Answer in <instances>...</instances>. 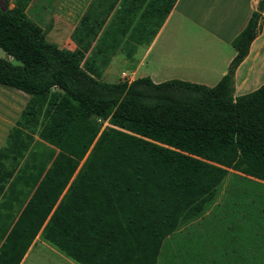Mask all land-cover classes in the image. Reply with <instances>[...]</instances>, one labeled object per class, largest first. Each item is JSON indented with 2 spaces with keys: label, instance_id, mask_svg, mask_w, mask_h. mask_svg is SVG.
Masks as SVG:
<instances>
[{
  "label": "trees",
  "instance_id": "1",
  "mask_svg": "<svg viewBox=\"0 0 264 264\" xmlns=\"http://www.w3.org/2000/svg\"><path fill=\"white\" fill-rule=\"evenodd\" d=\"M28 2L0 5V48L19 62L0 57V84L29 96L0 146V204L12 202L13 174L34 133L55 151L18 177L30 193L10 213L0 264H18L38 233L77 264H157L165 236L226 169L264 182V83L233 94L263 8L208 86L100 79L116 52L129 58L151 41L175 0H90L71 49L47 40L25 13Z\"/></svg>",
  "mask_w": 264,
  "mask_h": 264
},
{
  "label": "crops",
  "instance_id": "2",
  "mask_svg": "<svg viewBox=\"0 0 264 264\" xmlns=\"http://www.w3.org/2000/svg\"><path fill=\"white\" fill-rule=\"evenodd\" d=\"M89 1L66 0L67 13L74 4H81L75 17L66 16L65 20L70 28L69 37L72 28ZM258 1L175 0L151 41L146 45L137 46L129 58L125 55L120 57L116 52L103 69L101 77L103 75L110 76L113 77V81L132 80L136 78V75L120 78L118 77L120 76L119 70L124 68L136 74V71L143 65L145 58L153 53V67L141 76L147 75L154 82L178 78L213 86L227 72L228 65L235 55L231 41L245 26L251 12L258 8ZM13 3L14 0L12 5ZM28 5L29 2L26 7ZM262 16L264 17V10H262ZM68 19L72 21L70 22ZM263 36L264 29L251 42L248 54L235 69L234 95L249 92L264 83V60L259 58L258 54H252L253 45L260 38L261 43L258 45V49H264ZM188 43L195 46L194 52L197 58L179 54L182 45H188ZM73 47L74 43L70 39L68 48ZM7 104V101L0 99L1 119L4 118L2 111ZM238 224H241L237 227L240 229V234L236 237L233 235H226L225 237L196 235L192 241L194 244L193 252L179 251L176 253V257L169 259L164 255L162 256L160 252L157 264H264V233L259 237L262 229L258 228V233L253 229L251 230L248 221ZM255 235L258 237L254 238ZM256 241L261 245L260 247L255 248ZM180 243L179 240V246ZM43 256L59 258L58 264H77L57 248L41 239L39 235L33 238L18 264H40Z\"/></svg>",
  "mask_w": 264,
  "mask_h": 264
},
{
  "label": "rangeland",
  "instance_id": "3",
  "mask_svg": "<svg viewBox=\"0 0 264 264\" xmlns=\"http://www.w3.org/2000/svg\"><path fill=\"white\" fill-rule=\"evenodd\" d=\"M7 1L8 6H11L13 0ZM0 3L1 6L5 7L3 0H0ZM80 5V3L74 4L73 8L67 13L66 0H30L29 5L26 7V13L31 20L37 22L41 28L46 29L45 37L47 40L56 43L59 47L68 48L70 43V28L65 19L66 16L75 17L80 9ZM69 21L71 22L72 20L70 19ZM263 29L264 17L262 16L258 35L261 34ZM260 43L261 38L253 45L252 54L256 53L259 58L264 60V49H258ZM194 47L195 46L190 43H188V45L184 44L179 54H181V56L189 55L193 58H197ZM117 53L120 57H124L123 52L119 51ZM193 53L194 55H192ZM0 57L6 58L14 64L19 63L1 48ZM152 58L153 53H150L145 58L143 65L136 71V74L130 70L121 68L118 72L120 74L118 77L129 78L133 75L140 77L142 74H145L148 69L153 67ZM100 79L103 81L114 80L113 77L106 75H103ZM28 97L26 93L20 90L0 84V99L8 102L3 111L1 110L4 118H0V146L5 144L7 130L14 124L24 103L28 100ZM101 122L100 131L107 125L106 121ZM52 151H55L52 146L43 142L36 133L33 134L32 142L24 156L20 158L13 174V178L18 181H16L13 188L12 202L4 205L0 204V246L5 235L8 233L11 217L14 218L12 216L13 214L10 216V213L14 212L16 206L24 202L30 193V187L25 185L18 177L23 171H34L35 166H38L37 163H40L41 160L47 156V153ZM82 161L83 159L80 161L79 165ZM197 199L198 197L194 201V204H191L192 206L183 212L176 229L165 236L163 245L160 249L162 256L164 255V257L169 259L176 257V253L179 251L185 253L193 252L194 244L192 241L193 237L196 235H213L214 237L233 235L236 237L240 234V229H237V227L238 225L241 226V224L238 223H245L248 221L251 225L250 229H253L257 233L258 228L262 229L260 230L259 237L264 233L263 181L251 178L231 169H226L222 178L213 186L212 195L202 204H200ZM39 234L40 233L37 235ZM256 235L254 238L258 237ZM179 240L181 241L180 246ZM254 246L256 248L261 245L256 241ZM58 262H60V259L57 257L43 256L40 264H58ZM167 262H169V260H167Z\"/></svg>",
  "mask_w": 264,
  "mask_h": 264
},
{
  "label": "water",
  "instance_id": "4",
  "mask_svg": "<svg viewBox=\"0 0 264 264\" xmlns=\"http://www.w3.org/2000/svg\"><path fill=\"white\" fill-rule=\"evenodd\" d=\"M0 5H1V3H0ZM263 5H264V0H259L258 1V10L259 11L262 10ZM1 7H2V9H4V6H1Z\"/></svg>",
  "mask_w": 264,
  "mask_h": 264
}]
</instances>
